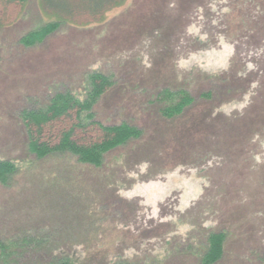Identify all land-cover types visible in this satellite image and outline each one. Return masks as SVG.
Segmentation results:
<instances>
[{"label": "rangeland", "instance_id": "374dc122", "mask_svg": "<svg viewBox=\"0 0 264 264\" xmlns=\"http://www.w3.org/2000/svg\"><path fill=\"white\" fill-rule=\"evenodd\" d=\"M112 1L0 2V161L16 165L0 182V241L21 244L14 264L56 255L200 264L209 233L221 231L215 264H264V0H115L89 11ZM47 25L41 42L23 43ZM93 72L114 84L91 120L140 135L100 166L70 153L37 156L23 114L57 92L84 99ZM165 89L194 102L168 118ZM88 129L72 138L98 141L99 129Z\"/></svg>", "mask_w": 264, "mask_h": 264}, {"label": "trees", "instance_id": "16d2710c", "mask_svg": "<svg viewBox=\"0 0 264 264\" xmlns=\"http://www.w3.org/2000/svg\"><path fill=\"white\" fill-rule=\"evenodd\" d=\"M9 3H22L25 0H0ZM104 1V0H100ZM115 3L113 0L110 3H104L100 5V9L97 6H93L91 11L95 15L102 10H106ZM48 11V10H47ZM58 15V14H57ZM61 22V21H58ZM55 25L51 28L50 25L40 29L38 31L30 33L24 38L23 43L27 45L41 42ZM114 84L112 75L104 74L101 72H93L89 76V89L84 99H79L73 96L71 93L57 92L51 98L47 106L39 110L25 111L22 119L26 125V129L30 136V150L39 157H44L49 153H70L74 154L82 162L94 166H100L102 164L103 155L111 149L127 142L129 139L140 135V130L127 123H121L119 125L105 126L99 124L97 121L91 120L93 118L91 110L93 105L97 102L101 95L107 92ZM162 97L170 99V103L163 109V114L172 118L184 112L186 108L193 104L194 99L187 90H162ZM90 118L89 122L86 118ZM65 120L70 121L68 129L61 130L59 134L55 135L51 131L47 136L48 141H42L41 138L44 135V131L50 126L54 128L56 122ZM68 121V122H69ZM96 127L99 129L101 136L98 141L90 142L86 144H79L72 138V135L77 130L87 133L88 128ZM51 128V129H53ZM50 129V130H51ZM57 137L59 142L55 145H51L50 139ZM16 171V165L10 161H0V182H6L8 178ZM226 240V233L221 231L210 232L207 241L208 244L201 257L199 258L200 264H215L221 260L224 256V243ZM29 245H31L29 243ZM40 247V245H36ZM21 244H15L14 247L10 243L0 241V264H14L18 261L17 249H21ZM35 248V246H34ZM17 257V258H16ZM37 262L39 258L37 256ZM51 264H71V259L66 256L56 255L51 259ZM114 264H139L129 261H117Z\"/></svg>", "mask_w": 264, "mask_h": 264}]
</instances>
